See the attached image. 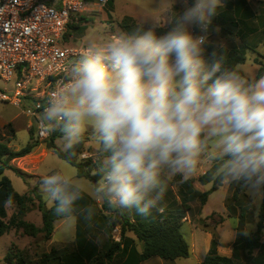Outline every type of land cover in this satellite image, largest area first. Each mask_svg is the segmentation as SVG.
I'll return each mask as SVG.
<instances>
[{"label": "clouds", "instance_id": "clouds-1", "mask_svg": "<svg viewBox=\"0 0 264 264\" xmlns=\"http://www.w3.org/2000/svg\"><path fill=\"white\" fill-rule=\"evenodd\" d=\"M167 3L163 27L148 17L90 38L46 95L40 122L59 135L66 161L76 158L86 132L99 145L92 195L65 169L42 176L57 217L92 224L97 199L117 212H162L168 178L187 179L205 160L213 180L264 199V75L249 78L207 51L222 0ZM85 196L92 202L81 206ZM13 202L9 195L5 205Z\"/></svg>", "mask_w": 264, "mask_h": 264}, {"label": "rangeland", "instance_id": "rangeland-1", "mask_svg": "<svg viewBox=\"0 0 264 264\" xmlns=\"http://www.w3.org/2000/svg\"><path fill=\"white\" fill-rule=\"evenodd\" d=\"M222 2L224 7L212 18L207 51H216L218 55L225 56L226 60L233 64L237 56L243 55L245 62L236 64L241 66V70L249 78H256L260 68H264V0H222ZM231 3L232 5H230ZM168 6L167 0H111L102 12H95L86 16L87 21L83 23L86 28L84 34H81L80 37H72L67 46H84L90 38H103L118 34L123 31L121 23L125 18H130L138 24L145 18L157 17L161 20L163 27L167 19ZM227 14L231 19H227L226 23H222L221 21L226 18L224 16ZM218 17L220 20H217ZM214 22L218 23V26ZM15 81V77L11 82H5L0 78V90H14ZM9 94L11 95V92ZM30 122H32V118L22 114L18 108L9 103L0 102V142L6 143L13 150L23 148L30 141V135L25 130V126ZM85 139L84 152L79 156L78 161L90 160L94 162L96 170H98L97 150H99V145L91 136L90 131L85 133ZM31 141L34 143L37 141L39 146L30 155L11 161V168L5 170L4 176L10 179L14 189L19 194L26 195L33 201L29 202V212L24 219L37 227H42V214L38 209L39 199L45 203L48 209L53 206V203L47 199L45 193L41 190L42 176L54 168L65 169L76 176L77 169L49 149L48 142L38 141L34 138ZM53 142L56 147L63 150L62 141L58 134L53 136ZM211 166V161L205 160L199 171L188 178H199ZM177 176L168 178L167 190L160 204L163 211L159 213L167 214L184 210L185 204L190 207L189 211H183L185 217L182 220L180 230L189 245L192 244L191 237L195 236L193 244L196 247L197 255L201 257V251L205 246V237L209 234L210 238L217 240L219 254L231 256L233 252L240 263L264 264V249L262 251L255 250L252 254H249L242 239L243 236H248L256 231L260 222L259 214L263 199L254 201L246 189L244 193H238L240 205L245 211L244 224L240 226L238 209H235L237 213L235 215H231L227 210L230 205H238L233 203L232 198L239 185L222 183L208 197L207 203L201 206L196 198L189 199L187 202L183 201L184 196L181 193V184L176 179ZM82 179L87 186V192L91 194L94 182L91 181L90 183L87 179ZM194 186L197 191L203 193L210 190L212 184L201 185L196 181ZM89 194L88 196H90ZM97 202L102 205L100 211L106 219L108 229L109 218L114 212L107 209L108 207L102 201ZM7 211V220H9L18 209L14 205H7ZM129 212L132 220V213L135 215L137 213L134 209L129 210ZM244 231H247L248 235H244ZM120 233L121 225H117L111 235L106 230V235L110 238H120ZM128 233L132 234L133 232L128 231ZM59 236L60 234L57 235V237ZM261 241L264 243V228ZM46 245L47 240L43 233L38 234L36 237H30L21 229H12L8 234L0 237V264H11L8 259L11 247L13 248L11 252L15 253L17 248L23 252L27 261L37 263L42 258ZM190 248V258L188 260L180 259L179 261L186 262V264H197V257L194 255L191 245ZM11 261L14 262V260ZM159 262L165 261L156 257L144 264H158Z\"/></svg>", "mask_w": 264, "mask_h": 264}, {"label": "trees", "instance_id": "trees-1", "mask_svg": "<svg viewBox=\"0 0 264 264\" xmlns=\"http://www.w3.org/2000/svg\"><path fill=\"white\" fill-rule=\"evenodd\" d=\"M55 0L47 1V4L53 5ZM111 0L109 1L110 4ZM232 5V3L230 4ZM221 22L226 23L227 19H231L229 14L225 15ZM87 21V17L81 16L79 18V22H72L69 24V36L74 38L80 37L81 34H84L86 28L83 25L84 22ZM134 21L130 18L123 19L121 23V28L123 31H127L134 25H136ZM216 26L218 23L214 22ZM264 34V31H263ZM235 63H230L229 60H226L228 66L236 65V63H244L245 57L243 55H239L235 58ZM264 75V68H260L256 78ZM55 133H52L50 138L45 140L48 142V148L53 150L55 154L58 155L61 159L66 161L64 158L63 150L56 147L53 142V136ZM34 136L30 135V141L26 146L19 150H13L6 143L0 142V237L8 234L12 229L23 230V232L30 236L36 237L38 234L43 233L46 240H50L53 231H54V222L60 217H57L54 213V205L48 209L44 202L39 199L38 209L42 214V227H37L33 223L26 221L24 218L26 214L29 212V202H33L28 196L19 194L13 187L10 179L4 176V172L7 168H11L10 162L26 157L30 155L39 145L37 141L32 142ZM86 143V139L81 144V146L77 150V156L71 162L66 161L77 169V176L81 178H87L92 181H96L99 177L97 175L96 165L90 162H79V156L84 152V145ZM212 167V166H211ZM211 169V168H210ZM210 169L201 175L198 179H187L181 183V193L184 198L183 201L187 202L189 199H198L201 206H204L207 203L208 197L217 190L222 183L219 180H213L210 175ZM96 170L95 173L93 171ZM18 171V170H16ZM19 172V171H18ZM20 173V172H19ZM22 174V173H21ZM177 181H182V176H177ZM198 181L201 185L212 184L210 190L206 192H199L194 189V183ZM245 188L239 185L238 189L235 191L234 196L232 198L233 203L238 204L237 206L230 205L227 207L228 212L231 215H235L236 208L239 212L240 218V226H243L244 221V209L240 205L239 200V192L244 193ZM11 195L13 197V204L17 207L18 211L15 214H12L9 220H7L8 214L6 210L5 201ZM245 196V195H244ZM33 205V204H32ZM107 208V207H106ZM110 209V208H107ZM184 210H180L178 212H169L167 214H162L156 211H153L150 216H141L135 215L132 213V220L130 218L129 210L123 212H117L115 210L110 209V211L114 212L112 216L109 218L108 229L107 232L111 235L113 229L117 225H121V233H120V241L115 242L113 239L110 241L108 245L103 259H98V263L102 264L103 261H108L110 264L114 263V256L120 252L121 246L124 243L126 238V233L128 231L133 232L137 239L142 244V251L140 255H137L134 259V264H140L146 260L151 258H160L164 261H174L179 258L187 259L191 255V248L189 243L184 238L181 233V225L182 220L185 217L184 212L189 211L190 207L186 204L183 207ZM240 210V211H239ZM260 222L257 225V229L255 232L250 233L248 236H243L242 239L245 242V246L247 247V252L252 254L255 250H263L264 243L261 241L262 238V230L264 228V199L262 201V207L259 214ZM134 220V222H133ZM15 248V247H14ZM13 248L11 247L8 253V259L11 264H34L32 261H27L24 258V254L22 251L16 248V252H11ZM66 252V248L56 249L52 248L49 253L43 254L40 259L41 262L46 261H55L62 263V258L64 253ZM11 260H14L12 262ZM123 260H116V264H133V258L129 259L126 263L122 262ZM201 264H250V263H240L238 259L233 254L232 256H225L218 253V242L216 239H212L211 246L203 259Z\"/></svg>", "mask_w": 264, "mask_h": 264}, {"label": "built area", "instance_id": "built-area-1", "mask_svg": "<svg viewBox=\"0 0 264 264\" xmlns=\"http://www.w3.org/2000/svg\"><path fill=\"white\" fill-rule=\"evenodd\" d=\"M109 1L55 0L49 5L46 0H0V78H16L14 90H0V102L32 118L25 130L34 139L50 138L40 122L43 101L84 48L67 46L69 24L102 12Z\"/></svg>", "mask_w": 264, "mask_h": 264}, {"label": "crops", "instance_id": "crops-1", "mask_svg": "<svg viewBox=\"0 0 264 264\" xmlns=\"http://www.w3.org/2000/svg\"><path fill=\"white\" fill-rule=\"evenodd\" d=\"M217 20H220L219 17L217 18ZM245 37H246V34H245ZM45 155H46V152H45ZM187 179H191V178H187ZM187 179H184V177H182V181H178V182L181 184ZM87 181L91 183L92 180L87 179ZM193 187L195 189V186ZM97 201H100V200L97 199ZM97 201H96L97 215L92 224H86L83 221L77 222L76 220L68 221L62 218L56 220L54 222L53 234L50 240H47V245L45 246L43 254L49 253L52 248H56V249L66 248V252L64 253L61 264H99L98 259H103L104 253L108 245L110 244V241L113 239L115 242H119L121 238H112V237L110 238V236L106 235V230H107L106 219L104 216H102L101 211H100V209L102 208V205L98 204ZM91 202H92L91 199L85 196V199L81 201L80 203H81V206H83ZM6 210H7V206H6ZM7 214H8V211H7ZM59 234L60 236L57 237V235ZM194 237L195 236L191 237L192 244L190 245L192 247L193 252L195 253L194 255L197 257V261H198L197 264H201L210 249L211 241L213 238H210L209 234H207V236L205 237V246L203 247V250L201 251L202 253L200 257L199 255H197L198 253H197L196 247L193 244ZM126 238L127 239L124 240V243L121 246L120 252L114 256L113 258L114 263L112 264H116L115 263L116 260L118 261L123 260L122 262L126 263L131 258H133V264H134V261H135L134 259L136 258V256L141 254L142 244L137 239V237L134 235V233L131 234L127 232ZM97 239L101 240L100 244L95 243ZM232 255H233V252L231 256ZM189 258H187L186 260H188ZM180 259H184V258H179L174 261L159 262L158 264H186V262H180L179 261ZM149 260H146L140 264L147 263ZM103 262L104 263L102 264H110V262L105 261V260ZM34 264H59V262L38 261L37 263H34ZM250 264H253V263H250Z\"/></svg>", "mask_w": 264, "mask_h": 264}]
</instances>
